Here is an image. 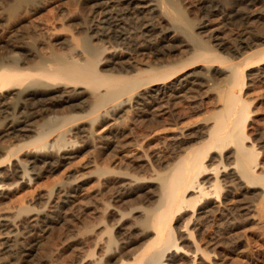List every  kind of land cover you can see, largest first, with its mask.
<instances>
[{
	"label": "bare ground",
	"instance_id": "1",
	"mask_svg": "<svg viewBox=\"0 0 264 264\" xmlns=\"http://www.w3.org/2000/svg\"><path fill=\"white\" fill-rule=\"evenodd\" d=\"M48 1L0 0V193L8 190L5 179L31 182L88 144L102 152L140 151L133 152L130 164L146 176L125 172L130 164L117 162L114 153L109 161L125 164V171L108 164L101 168L94 159L84 165L93 168L97 182L111 181L130 200L134 196L146 204L123 200L119 189L111 191L113 203L107 200L101 207L113 217L109 220L117 239L112 255L107 251L111 256L93 258L88 253L74 264L208 263L211 253L195 241L208 219L216 215L230 223L264 202V164L246 133L250 111L241 97L246 71L264 64V46L252 48L264 43V34L252 35L249 27L253 18L264 20V8L251 9L263 0H236L243 9L228 5L226 21L236 19L245 26L227 39L221 30L226 21H190L186 0H78L89 6L91 21L74 19L61 7L51 20L25 21ZM200 6L206 11L216 7L204 0ZM221 74L215 111L191 126H175L170 157L141 152L148 133L137 128H151L172 112L175 99H191L188 93L196 86L209 85ZM100 123L109 127L97 136ZM87 177L55 184L46 201L58 196L53 208L63 212L61 207L71 203ZM45 211H28L24 232L15 219L1 215L0 258L9 252L29 261L34 230L49 232L55 219ZM213 241H206L211 249L218 244Z\"/></svg>",
	"mask_w": 264,
	"mask_h": 264
},
{
	"label": "rangeland",
	"instance_id": "2",
	"mask_svg": "<svg viewBox=\"0 0 264 264\" xmlns=\"http://www.w3.org/2000/svg\"><path fill=\"white\" fill-rule=\"evenodd\" d=\"M58 1L49 0L46 5L39 12H37V14L35 13L34 15L27 16L28 19L26 18L25 21H36L40 19V17L41 19L43 18L45 20L48 17V20H51L54 18V15L56 16V14H58L61 8L66 9L68 14L72 15L74 19L76 17V19L79 20L85 17L84 22L91 21L92 16L91 13H89L90 9H88L89 6L87 7V4L79 3L78 0H64L65 3H63V1ZM186 1L185 8L187 5L188 6L186 9L184 8L186 13L185 16L189 18L190 21L196 22L199 20L204 21L205 18L209 19V25L219 23L223 24V22L226 21L225 14L227 13V11H229L230 7L232 8V6L240 9L244 8H242V4H240V2H236V0H204L207 3L208 1L212 2L213 6L214 4L216 6L215 10L206 11L201 9L200 6L203 0ZM232 1L234 2V4ZM75 2L79 5L75 4ZM239 4L241 7L239 6ZM228 5L230 7H228ZM263 6L264 0L256 2L253 7L251 6V9L258 10L259 7L264 8ZM49 17L53 18L49 19ZM82 20L83 19H81V21ZM233 20H228L224 22L226 23L225 25H221L222 33L225 35H223V37H225L226 39L234 37V35L242 31L243 27L245 26L241 25V23H239L236 19L234 21ZM236 21L237 23H233ZM249 27L252 30L251 31L249 29L250 32H252V35H256L259 33L261 35L264 34L263 19H258L256 21L255 18H253V20L249 24ZM200 36L204 37L205 33H201ZM255 43V46L252 47L253 49L258 50L263 48L264 46V43ZM229 59H233V61H235L234 58ZM235 59L236 61H238V59L240 60L239 57ZM246 72L248 73V75H245L244 77V87L242 88L243 91L241 93V97L248 103L250 117L248 116L249 119H247L246 121L245 130L248 134L249 140L254 143L255 150L259 154L257 160L259 164L262 165L264 164V64H261L259 68L252 67ZM221 76L223 75L221 74L217 77L215 75L212 83L211 81H208V83H210L209 85H203L204 87L196 86L195 89L188 93V96L191 95V99H175V102L170 105V107L172 106V112L174 114H171V112L168 113L169 115H161L158 119L159 122H155L154 125L152 124L153 128L152 126L148 129L136 126V128H140H137V132L139 131L140 134L147 135L148 133V136L146 137L147 139H144L143 144H141V146L145 147V150L140 149L141 152L143 150V152L146 154H155L156 156H154L158 159H162L163 157V159H167L168 157H170V155L175 151L173 149H175L174 147H176V144H170L171 141L169 138L177 131L178 128L176 129V127L180 128L189 125L191 126L196 121H199L206 115L211 114L213 110L215 111V102L218 101L215 97H217V95L219 94L218 92L222 88V85L224 83H222V80L224 81V76ZM216 78L217 80H215ZM108 127V123H100L98 126H96L95 132L97 136L105 134V132L108 130ZM79 138L80 137H76V141L78 142V144H80ZM87 146L89 147H86V150L84 149L81 152H76L73 158L67 161H63L60 165L56 166L51 171H48L46 173L42 172L41 175L31 180V182L21 183L20 180H4L9 187L8 190L0 193V217L1 215H6L7 217L15 219L16 223H18L19 225V232H24L23 227H25L24 225L27 224L26 221L28 222V214L30 213L28 211H31L32 213L45 207V212L49 213L48 211H50V214L52 215V217L55 216V219L53 217L54 222L52 221L50 225L51 228L48 230L49 232L44 234L42 232H39L38 228L34 230L35 233L33 235L35 236L36 246L34 245V251L32 252L29 261L22 262L18 257L19 254H12L11 256V253L8 252L6 253L7 255H1L2 257L0 258V264H74V262H76L78 258H80V256L89 255L90 253H92L90 255L94 256H92L93 258H101L99 256L107 258L112 255V252L114 251L113 248H115V242L117 239V235L114 232L115 230L112 227V220H109L113 217L110 213L106 214V212L102 211L103 209L101 206L103 204H108V202L113 203L110 200V195L113 196L112 193H116L120 190V188L111 181H106L104 182V184L97 182L95 180L96 176L93 173V168H85L84 165L88 161L94 159L98 161L99 165L97 166H103L101 168H105V166L107 167L108 164L109 167H112V169L114 168V171H125L126 166H128L131 159H133L132 157L134 153L137 154L140 153V151L135 152L132 151L131 148L128 149L125 147L118 152L111 151V153L115 154V159H117V162L119 160L120 162L127 164L126 166L125 164H122V166H125L124 168L120 164H118L120 166L119 167L118 165L112 164L109 161V159L111 158L109 155L111 154L110 150L102 152L101 149L94 148L90 144H88ZM110 164L113 166H111ZM5 168L8 169V166H5L4 169ZM120 168L124 169L120 170ZM4 169H2L1 171H6ZM140 169L141 168H133V166H131L130 164V167H128L125 172H138L136 174H138L139 176H146V173H144L143 171V174H145L143 175L142 169ZM80 175H83L84 177H87L88 175L89 176L85 178L83 182L81 181V184L83 185H81V187L72 194L73 196L71 197V203L64 207H61V210H64L63 212L58 208L56 209V207L53 208L56 205L54 204V202H56L55 200L58 196L54 198L53 201H50V203L46 201V199L48 198L47 194L52 191L55 184L57 185L63 182H70L72 179ZM16 181L18 183L17 185ZM119 192L121 196L123 195V200L127 198L126 200L130 203L141 202V200L138 198H136L135 200L138 199L140 200V202L138 200L135 201L134 199H132V197L134 198V196H131V200H134V202H131V200L129 199V195H127V192H123L122 190H120ZM142 203L146 204L145 202ZM259 206L261 208H259ZM27 207L29 208V210H26L28 209ZM99 207L101 208L99 209ZM121 208H124V206H122ZM235 217L236 218L229 223L218 221L216 215H213V217L211 216V219H208V222L204 224L201 235H199L200 237L197 236V238H195L196 243H199L197 245H199L201 249H204L211 253L210 261L206 264H264V202H262V204L260 203L255 211H249L247 213L243 212L239 215L237 214ZM213 231H216L217 233L219 232L220 234H217L216 232L214 233ZM210 238L212 239V243L215 239V243H218H216L217 246L214 249H211L213 247L206 243V241H209ZM97 242L98 245L96 244ZM109 244L111 246H108ZM188 247V245H185V248ZM110 250H112V252ZM107 251H110L111 255L109 254L110 252ZM1 252H3V250H0V253ZM180 262H186V258L181 259ZM195 263L198 264V262H193V264Z\"/></svg>",
	"mask_w": 264,
	"mask_h": 264
}]
</instances>
